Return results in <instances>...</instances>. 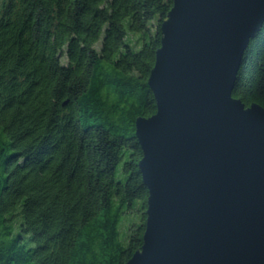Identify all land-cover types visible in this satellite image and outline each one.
Wrapping results in <instances>:
<instances>
[{
    "label": "trees",
    "instance_id": "trees-1",
    "mask_svg": "<svg viewBox=\"0 0 264 264\" xmlns=\"http://www.w3.org/2000/svg\"><path fill=\"white\" fill-rule=\"evenodd\" d=\"M172 3L0 0V264H124L140 249L135 120L156 111L147 80ZM232 96L264 107V23Z\"/></svg>",
    "mask_w": 264,
    "mask_h": 264
},
{
    "label": "water",
    "instance_id": "water-1",
    "mask_svg": "<svg viewBox=\"0 0 264 264\" xmlns=\"http://www.w3.org/2000/svg\"><path fill=\"white\" fill-rule=\"evenodd\" d=\"M264 0H173L135 120L148 190L124 264H264V107L232 96Z\"/></svg>",
    "mask_w": 264,
    "mask_h": 264
},
{
    "label": "rangeland",
    "instance_id": "rangeland-1",
    "mask_svg": "<svg viewBox=\"0 0 264 264\" xmlns=\"http://www.w3.org/2000/svg\"><path fill=\"white\" fill-rule=\"evenodd\" d=\"M121 162H122V161H120L119 166L121 165ZM133 219L135 220V218H133ZM123 221H124V222H123ZM123 221H121L123 224H122V223L120 224V226L122 227V230H123V229L126 227V225H127V220L124 219Z\"/></svg>",
    "mask_w": 264,
    "mask_h": 264
}]
</instances>
